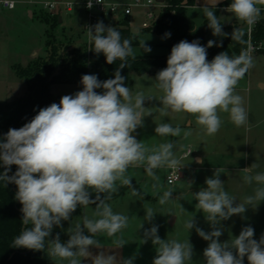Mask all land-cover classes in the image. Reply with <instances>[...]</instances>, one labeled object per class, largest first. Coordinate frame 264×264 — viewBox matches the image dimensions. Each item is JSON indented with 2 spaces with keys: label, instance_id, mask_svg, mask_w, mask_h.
Returning <instances> with one entry per match:
<instances>
[{
  "label": "clouds",
  "instance_id": "clouds-1",
  "mask_svg": "<svg viewBox=\"0 0 264 264\" xmlns=\"http://www.w3.org/2000/svg\"><path fill=\"white\" fill-rule=\"evenodd\" d=\"M101 3V0H96ZM152 0H148L151 4ZM264 0H232L228 6L234 16L252 25L261 14ZM87 8L93 7V0H87ZM208 27L213 36L225 37L222 24L209 7L203 9ZM90 42L96 54H103L108 64L121 61L114 78L100 81L95 74H84L80 83L82 90L63 95L59 103L40 108L38 113L20 128H10L0 137V181L5 186H17L15 199L22 205L24 230L13 239L14 248L43 251L46 247L51 257L67 260L68 264H82L86 259L91 264H133L135 257L123 258L114 252L103 250L93 254L90 249H101L96 237L106 234L114 237L128 226L129 217L114 213L112 207L101 198V194L116 192L117 181L121 186H132V179L126 175L130 167H143L149 177L157 181L152 185L158 190L159 178L155 170L162 167L177 168L180 162L175 158L172 142L158 147H147L133 134L144 123L143 104L146 97L137 93L133 97L125 85L121 69L126 67L128 57L134 52L129 38L121 37L114 27L105 26L102 21L87 29ZM231 40L245 43L244 33L234 29ZM171 33H165L170 37ZM221 47L222 41L209 40L202 46L198 40H181L171 48L167 67L157 72V87L163 93L161 104L176 113L193 115L208 135L216 134L221 127L220 112L229 113L236 126L247 123L248 114L243 98L235 93L239 81L254 66L251 49L242 50L239 55L230 56L226 51L207 59V49ZM144 52H151L150 46L141 41ZM97 89H103L97 92ZM148 99V98H147ZM180 127L161 123L155 127L160 136H179ZM184 132V135H189ZM202 163V161H199ZM17 170L11 176V166ZM252 168L258 167L255 163ZM249 172V168L243 169ZM224 169L214 171L205 179L206 187L192 193L198 202L195 206L204 214L211 231L196 227L194 216L185 221L190 231L195 228L199 237L207 241L203 250L204 264H264V234L254 238L252 226L242 228L238 236L221 242L224 228L222 221L233 215H243L249 207L256 208L264 201V172L246 174V184L257 186L253 194L238 202L224 188L220 179ZM133 195L137 190L132 189ZM95 193V198L91 194ZM172 190L163 192L159 203L164 205L172 198ZM95 204L94 216H85L68 233V240L61 242L59 234L51 238L54 227H62L69 221L79 206ZM182 207V206H181ZM145 221L151 222L155 214L145 210ZM31 225V227H27ZM142 227V225H141ZM158 225L144 231L143 243L149 239L156 249L152 264H189L193 261V245L176 239H162ZM87 231V235L85 234ZM116 249L126 242L122 238L113 240Z\"/></svg>",
  "mask_w": 264,
  "mask_h": 264
},
{
  "label": "rangeland",
  "instance_id": "rangeland-1",
  "mask_svg": "<svg viewBox=\"0 0 264 264\" xmlns=\"http://www.w3.org/2000/svg\"><path fill=\"white\" fill-rule=\"evenodd\" d=\"M231 1L224 0V4ZM220 2L222 0H194L193 5L188 7L186 15L192 19L196 28H200L204 20L207 19L203 11L204 7H209L211 10L217 7L215 14L217 13L218 19L224 24L222 28L225 33L231 34L235 27L240 31H247L250 25L234 16L228 7L230 4L219 6ZM257 6L261 7L260 16L264 17V6ZM35 8H28L27 13V9L20 11L19 5H17L14 10L0 11V101L15 99L26 92L24 82L14 75L10 67L11 64H25L30 58L45 54L46 30L49 29V26L42 21V18L48 11L42 6L39 10ZM160 9L161 7L155 9V16H158ZM143 10H133L129 26L130 32L137 36V43L132 46L134 56L167 55L169 53L167 37L156 35L148 28H142L141 22L146 18V12L144 10L143 13ZM50 31L58 42H63L64 46L69 44L73 47H80L88 42V37L81 36L77 23L72 20L63 26L59 24ZM225 37L213 36L209 27L205 33L206 42L209 40L220 42ZM141 41H145L146 45L150 46L151 52H144L141 48ZM262 44L260 48L252 52L254 66L239 81L235 89V93L243 98V106L248 114L247 123L238 127L231 121L229 113L220 112L221 130L214 135H208L202 127L195 125L188 127L185 124L187 118L195 120V116L173 112L161 104L160 97L163 93L157 87L155 80L156 74L160 70L142 75L130 73L132 81L128 88L133 97L138 92L146 97L143 104L145 115L143 126L133 134L138 141H142L149 148L172 142L174 144L173 152L175 158L180 162L183 178L174 185H168L165 181L168 167L156 169L155 173L159 178L160 185L156 190L152 185L157 181L149 177L143 167H130L126 175L131 177L132 186H121L117 181V189L119 187L127 189H124L113 199L105 201L112 207L114 213L129 217L128 226L114 237L98 234L96 239L100 241L101 249L91 248L90 251L94 255L103 250L105 254L114 252L125 259L135 257L133 264H152L156 256V249L150 239L143 243L144 231L153 225H158V235L162 239H176L180 242L189 239L195 253L193 261L189 264H204L203 250L207 247L208 242L198 236L195 228L189 231L185 227V221L194 216L196 227L205 232L212 229L206 222L204 214L196 208L195 205L198 202L192 193L206 187L205 179L211 177L216 168L224 169L220 179L224 181L225 190L236 197L238 200L236 203L243 202L244 197L253 194V189L257 186L255 183L246 184L243 177L246 174L255 175L257 172H264V43ZM64 46L62 50H66ZM50 90L53 95L58 96L59 103L63 95H71L82 90V85L79 83H52ZM102 91L103 89H98V92ZM161 123L180 127L181 134L179 136L156 134L155 127ZM184 132L190 134L185 136ZM187 149H190L191 153L187 157H182V153ZM254 163L258 167L252 168L251 165ZM247 167L249 172L243 170ZM133 188L137 190V195H133ZM167 190H172V198L161 205L159 199ZM95 195L92 193L91 197L94 199ZM106 197H108L107 193L101 194V198ZM149 208L155 214L151 222L145 221V210ZM95 209V204L84 206L82 211L70 220L69 231L77 223H82L85 216L97 218L94 216ZM221 223L224 228L223 235L220 237L221 242L238 236L245 226H252L255 230L254 238L259 240L264 234V201L255 209L249 207L242 216L233 215L229 220ZM85 234H88L86 230ZM65 236L69 238L68 233ZM117 238H122L126 242L119 250L113 244V240ZM47 254L51 264H68L67 260L51 257L49 252ZM82 264H91V261L86 259ZM244 264H248L246 257Z\"/></svg>",
  "mask_w": 264,
  "mask_h": 264
},
{
  "label": "trees",
  "instance_id": "trees-1",
  "mask_svg": "<svg viewBox=\"0 0 264 264\" xmlns=\"http://www.w3.org/2000/svg\"><path fill=\"white\" fill-rule=\"evenodd\" d=\"M193 2L194 0H164V7L160 9L148 30L160 36L171 33V36L167 37L169 53L161 56H135V59L131 56L128 57L126 67L121 69V75L125 77L127 87L132 81L131 72L142 75L154 69L166 67L171 48L181 40L188 42L198 40L202 46L207 45L205 33L208 28V19L204 20L200 28H196L185 13L187 6L193 5ZM231 3L232 1L228 4ZM228 4H224L222 1L220 6ZM213 11L215 12L216 9ZM42 19L50 30L60 24L58 13L48 12ZM109 26L116 28L121 33L122 39L129 38L132 42L131 46L137 43V37L130 33L126 18ZM49 29L46 30L44 55L32 57L25 64L13 63L10 66L14 75L24 82L26 92L15 99L0 101V137H3L10 128H20L29 122L40 108L47 107L54 102L58 103V96L53 95L50 90L52 83L81 84L80 80L84 74H95L100 81H105L114 78V73L121 64L119 60L108 64L102 53L96 54L91 50L93 43L90 40L80 47H73L69 44L64 46L63 42L56 40ZM242 32L245 43L241 44L231 40L229 34L221 40V47L213 46L207 49L208 60L211 61L217 54L224 51L230 56L239 55L242 50L247 48L249 41L255 45L260 42L264 43V17L260 16L257 22L252 25L250 37H248L247 31L243 30ZM63 46L66 50H62ZM96 91L98 92V89ZM16 170L17 166L12 165L8 175L11 176ZM3 171L4 168L0 167V173ZM124 189L127 188L119 187L116 192L111 194L110 198H104L105 201L113 199ZM16 192L17 186L14 183H8L5 186L4 182L0 181V264H51L48 261L47 241L43 251L12 246L13 239L26 227L21 221L22 205L15 199ZM83 207L79 206L70 220L78 215ZM70 220L63 221L62 227H54L50 239L59 234L61 242H66L68 238L65 234L70 229ZM27 227H31V225Z\"/></svg>",
  "mask_w": 264,
  "mask_h": 264
},
{
  "label": "built area",
  "instance_id": "built-area-1",
  "mask_svg": "<svg viewBox=\"0 0 264 264\" xmlns=\"http://www.w3.org/2000/svg\"><path fill=\"white\" fill-rule=\"evenodd\" d=\"M87 0H82L81 2H69V1H49L44 2L42 7H44L49 13H57V11L65 9L66 11H72L75 6H80L84 12L85 19L80 24L82 33L88 37L87 29L94 26L97 22L104 21L105 19H117L121 20L130 16L134 9H144L146 12V20L142 22V28H148L151 22L156 18L154 11L156 8H163V2H157L152 0L151 4L148 0H127V1H110L101 0V3H97L93 0V7L91 9L86 7ZM17 6V0H0V11H10L14 10ZM252 25L249 26L247 30V35L250 37ZM89 41V37H88ZM262 42L255 45L250 41L245 50L251 49L250 54L254 52L257 48L262 46ZM191 153L190 149H187L182 153V157H187ZM183 172L181 167L177 168H167L165 175V181L168 185H174L182 180Z\"/></svg>",
  "mask_w": 264,
  "mask_h": 264
},
{
  "label": "crops",
  "instance_id": "crops-1",
  "mask_svg": "<svg viewBox=\"0 0 264 264\" xmlns=\"http://www.w3.org/2000/svg\"><path fill=\"white\" fill-rule=\"evenodd\" d=\"M49 1H52V0H44V1H42V0H37V1H32V0H17V5H19V10L20 11H22L23 9H27L26 11H27V13H28V8H34V7H36L35 9H41L40 7L42 6V4L44 3V2H49ZM82 0H77V1H73V2H81ZM110 1H127V0H110ZM222 1H224V0H222ZM69 2H72V0H70ZM221 3V2H220ZM31 4V5H30ZM191 6V5H190ZM190 6H187V8H186V10H185V13L187 12V9H188V7H190ZM219 6H220V4H219ZM224 6V5H223ZM225 6H227V5H225ZM17 7V6H16ZM215 9H218L217 7L215 8ZM214 9V10H215ZM139 10H142V9H139ZM11 11V10H10ZM62 12H64V14H62ZM218 12V11H217ZM57 13L59 14V18H60V24L63 26V25H66L67 23H69V22H71V20L72 21H75L76 23H77V28H78V32L81 34V36L83 37V36H85L83 33H82V31H81V28H79L80 27V24L84 21V19H85V15H84V12H83V10H82V8L80 7V6H75V8L72 10V11H66L65 9H62V10H59V11H57ZM143 13H144V10H143ZM132 14H133V12H132ZM132 14L130 15V16H128L127 18H126V20H127V26H128V28H129V26H130V21H131V18H132ZM187 14V13H186ZM187 16V15H186ZM188 17V16H187ZM189 19H190V17H188ZM146 19H144V20H142V22L143 21H145ZM190 20H192V19H190ZM119 20H117V19H105L104 21H103V24L105 25V26H109L110 24H113V23H116V22H118ZM142 22H141V24H142ZM221 24L222 25H224L222 22H221ZM79 26V27H78ZM235 29H238V28H236L235 27ZM129 30H130V28H129ZM131 33V32H130ZM132 34V33H131ZM133 35V34H132ZM137 37V36H136ZM168 40V39H167ZM167 67V66H166ZM165 68V67H164ZM161 69H163V68H160V69H154V70H152V71H150V72H148V73H144V74H151V73H155V71H157V70H161ZM195 122V123H194ZM185 124L188 126V127H192L193 125H195V126H199V127H202V126H200L197 122H196V119L195 120H192V118H187L186 120H185ZM221 130V129H220ZM219 130V131H220ZM194 158H197V157H194Z\"/></svg>",
  "mask_w": 264,
  "mask_h": 264
},
{
  "label": "water",
  "instance_id": "water-1",
  "mask_svg": "<svg viewBox=\"0 0 264 264\" xmlns=\"http://www.w3.org/2000/svg\"><path fill=\"white\" fill-rule=\"evenodd\" d=\"M54 1H60V0H54ZM157 2H163L164 0H156ZM59 21H60V18H59ZM207 59H208V57H207Z\"/></svg>",
  "mask_w": 264,
  "mask_h": 264
}]
</instances>
